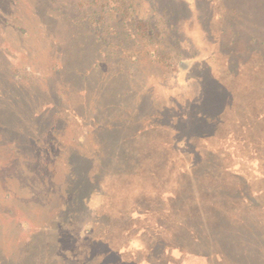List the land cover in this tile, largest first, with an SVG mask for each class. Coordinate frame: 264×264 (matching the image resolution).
Instances as JSON below:
<instances>
[{"label":"rangeland","instance_id":"rangeland-1","mask_svg":"<svg viewBox=\"0 0 264 264\" xmlns=\"http://www.w3.org/2000/svg\"><path fill=\"white\" fill-rule=\"evenodd\" d=\"M131 1L0 0V264L116 263L109 237L126 264H175L111 230L131 177L158 179L174 241L206 254L181 264H264V0H183L176 20ZM201 82L212 122L187 145Z\"/></svg>","mask_w":264,"mask_h":264},{"label":"trees","instance_id":"trees-1","mask_svg":"<svg viewBox=\"0 0 264 264\" xmlns=\"http://www.w3.org/2000/svg\"><path fill=\"white\" fill-rule=\"evenodd\" d=\"M148 1L156 5L157 4L161 5L163 9L162 11L166 12L167 15H170L171 20H172V15H174L175 10L177 9L178 3L179 4L182 3L186 5L183 0H167L169 1V3L166 4L165 6L163 5V0H148ZM131 2H132V5L135 3L134 0H132ZM197 5L196 3H194L195 8H197ZM174 16L176 20L177 16L176 15ZM93 21H94V18L91 19V23H94ZM174 21H173V24L178 26V23H175ZM137 22L138 24L136 25V29H135V32L137 33V35L139 34L143 35V37H145V39L149 41L152 40L157 35V31H155L154 25L149 23L150 21L138 19ZM210 87H211L210 83L203 84V82H201L200 92L198 94V98L196 99V102L198 104L197 103H194L195 105L191 104V106L189 107L188 114H186L183 119V123H185L186 125H191L193 127L188 133L187 145H189L188 142L190 141L189 136L190 138H194L196 136L201 138L203 136V135H200V134L197 135L194 133L196 128H198L199 126L204 127L206 123L208 124L212 122V119L209 117V115H206V113H204L209 107L210 102H211L210 96L212 92H209ZM214 88L219 89L221 92H223L222 88L217 84L215 85ZM213 96L216 97V96H219V94L213 92ZM200 109L202 110L199 111ZM212 135L213 134H210V136ZM137 170L134 172L136 173ZM140 178L145 179V180L143 182H141V180L136 181L132 177L125 180L127 183V191H126L124 200L126 202H129L128 205L131 206L130 210L128 209V207H125V205L121 203L122 201L121 200L120 202H115L112 205L111 209L108 211V215L111 216L117 213L116 215H119L120 217H127L128 219L127 220L120 219L122 221L115 220V222L111 226V230L113 228H116L114 226L119 225L121 233L124 235L128 234L127 240H129V242L136 237L134 233L132 234L130 233V232H133V229L137 232L139 241H140L141 235H143L144 237L145 233L151 231L153 233V236H155L157 240L156 250H158V253H156V255L160 258V260L162 259L163 255L166 259L165 253L167 252V248L171 250L170 252H173L172 249L174 248L177 249L180 255L182 256V259L176 261L175 264H181V262L184 261L183 259L185 256L197 255L199 257H206V254L204 252L194 251V253L191 254L189 249L184 245V243L178 244L177 240L176 242L174 241V239H176L177 237L176 230H175V233L172 232V230L174 231V226L168 220L167 217L165 218V221H164L163 219L164 215L161 211V207L159 206V202H158V198H159V187L158 186L159 185L157 184L158 179L156 177H140ZM178 195L179 194L177 191V193L171 194L169 199L171 201H174V199H178ZM125 210H128V211L124 212ZM167 234H170V235H167ZM111 238L112 237H109L108 240H105V242H107V245L110 246L111 248L108 251V253L106 254L104 253L105 258H109V256L111 255H115L116 257L120 253L119 252L120 250H112L113 246L110 244V242L111 240L115 238H112V239ZM123 239H124L123 240L124 244L121 246L126 247L127 242H126L125 236L123 237ZM141 241L144 243L145 240L141 239ZM115 246H118V245H115ZM119 248L116 247L115 249H119ZM125 249L126 248H124L123 250ZM115 257L112 260H114L116 263H112L110 261L109 263H106V264H126L125 262L121 261L119 258H115ZM170 260H177V258L173 257ZM73 263L77 264L76 261H74Z\"/></svg>","mask_w":264,"mask_h":264}]
</instances>
